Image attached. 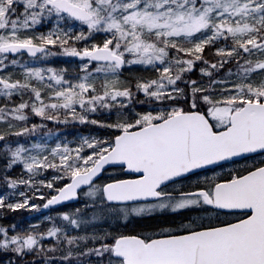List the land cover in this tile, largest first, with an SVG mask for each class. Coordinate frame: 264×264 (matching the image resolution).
Instances as JSON below:
<instances>
[{
  "label": "snow or ice",
  "instance_id": "snow-or-ice-1",
  "mask_svg": "<svg viewBox=\"0 0 264 264\" xmlns=\"http://www.w3.org/2000/svg\"><path fill=\"white\" fill-rule=\"evenodd\" d=\"M0 264H264V0H0Z\"/></svg>",
  "mask_w": 264,
  "mask_h": 264
},
{
  "label": "rangeland",
  "instance_id": "rangeland-1",
  "mask_svg": "<svg viewBox=\"0 0 264 264\" xmlns=\"http://www.w3.org/2000/svg\"><path fill=\"white\" fill-rule=\"evenodd\" d=\"M42 214V213H41ZM24 215L26 216V217H28V214L27 213H24ZM36 218H38V217H36Z\"/></svg>",
  "mask_w": 264,
  "mask_h": 264
},
{
  "label": "trees",
  "instance_id": "trees-1",
  "mask_svg": "<svg viewBox=\"0 0 264 264\" xmlns=\"http://www.w3.org/2000/svg\"><path fill=\"white\" fill-rule=\"evenodd\" d=\"M21 215H23V214H21ZM23 218H24V217H23ZM24 220L27 221V218H24Z\"/></svg>",
  "mask_w": 264,
  "mask_h": 264
}]
</instances>
